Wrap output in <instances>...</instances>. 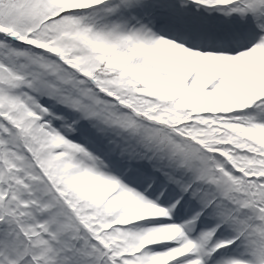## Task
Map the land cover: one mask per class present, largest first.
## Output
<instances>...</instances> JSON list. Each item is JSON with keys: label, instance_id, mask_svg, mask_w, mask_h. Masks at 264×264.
<instances>
[{"label": "snow or ice", "instance_id": "obj_1", "mask_svg": "<svg viewBox=\"0 0 264 264\" xmlns=\"http://www.w3.org/2000/svg\"><path fill=\"white\" fill-rule=\"evenodd\" d=\"M0 264H264V0H0Z\"/></svg>", "mask_w": 264, "mask_h": 264}]
</instances>
